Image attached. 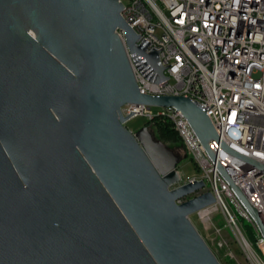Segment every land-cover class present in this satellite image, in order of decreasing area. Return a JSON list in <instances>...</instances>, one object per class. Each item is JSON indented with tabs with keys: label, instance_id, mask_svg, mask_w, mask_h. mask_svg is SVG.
<instances>
[{
	"label": "water",
	"instance_id": "water-1",
	"mask_svg": "<svg viewBox=\"0 0 264 264\" xmlns=\"http://www.w3.org/2000/svg\"><path fill=\"white\" fill-rule=\"evenodd\" d=\"M123 9L0 0V264H222L190 218L213 193L180 202L205 182L173 187L181 156L122 108L174 107L213 158L219 135L190 97L140 91L131 59L168 76Z\"/></svg>",
	"mask_w": 264,
	"mask_h": 264
},
{
	"label": "built area",
	"instance_id": "built-area-1",
	"mask_svg": "<svg viewBox=\"0 0 264 264\" xmlns=\"http://www.w3.org/2000/svg\"><path fill=\"white\" fill-rule=\"evenodd\" d=\"M120 1L123 17L139 35L137 45L158 50L168 76L151 81L131 59L140 91L198 103L219 135L209 141L215 157L174 107L154 112L152 106L128 103L123 113L172 121L200 171L188 180L179 171L181 180L173 187L205 182L179 201L211 191L215 201L193 214L216 247L232 264H264V0ZM118 32L125 42L124 31ZM219 211L222 226L215 220Z\"/></svg>",
	"mask_w": 264,
	"mask_h": 264
},
{
	"label": "rangeland",
	"instance_id": "rangeland-1",
	"mask_svg": "<svg viewBox=\"0 0 264 264\" xmlns=\"http://www.w3.org/2000/svg\"><path fill=\"white\" fill-rule=\"evenodd\" d=\"M125 2H127V0H124ZM152 109L154 112H157L159 110L162 109V107H159V106H152ZM149 123V119L148 117L146 116H143V115H136V116H133L132 118H130L127 122H126V125L132 129V130H138L139 128H141L142 126L144 125H147ZM163 127H166L168 129H171V124L170 123H164L163 122L161 123H156V124H153V126L151 127V129L155 132L156 135H158L157 137H159V133L158 130H159V127L162 126ZM163 137V140L166 139V143L170 144V148H172L177 154L181 155V159H180V162H179V165H178V169L179 171L181 172L183 178L185 180H188L189 178H192L193 176H196V175H199L200 174V171H199V168L195 162L194 159H192V157L190 155H185L183 156L182 154H184V146L181 142V140L179 139L178 136H174L173 140L171 138H167L166 136H162ZM160 138V137H159ZM191 218L192 220L194 221V223L196 224V226L199 228V230H201L203 236L207 237V239H209L211 245L214 247V249L216 250L218 256H219V259L221 261L222 264H232V262L226 257L225 255V250L224 249H218L215 245V243L212 241L211 239V236H209L208 234V231H206L203 227V225L199 222L198 220V217L196 214H192L191 215ZM215 220L217 222V224L219 226H222L225 224V219L222 215V212L219 211L218 213L215 214ZM247 234L252 237V234L250 232V230L247 229ZM239 249L236 248V252H238Z\"/></svg>",
	"mask_w": 264,
	"mask_h": 264
},
{
	"label": "trees",
	"instance_id": "trees-1",
	"mask_svg": "<svg viewBox=\"0 0 264 264\" xmlns=\"http://www.w3.org/2000/svg\"><path fill=\"white\" fill-rule=\"evenodd\" d=\"M162 123L163 122V124L164 123H170L171 124V129H168V128H166V127H163V125L162 126H160L159 127V130H158V132H160L159 133V137L163 140V135L164 136H166L167 138H171L172 140L174 139L173 137L174 136H178L179 137V139L181 140V142H182V144H183V146H184V143H183V141H182V138L180 137V135H179V133H178V131L176 130V128L174 127V125H173V123H172V121L170 120V119H168V118H166V117H157V118H155L153 121H149V123H148V125L149 126H153V124H156V123ZM155 133V132H154ZM156 135V134H155ZM156 136H158V135H156ZM165 141H166V139H164ZM163 140V141H164ZM168 146L170 147V144L168 143ZM185 147V146H184ZM184 154H182L183 156H187L188 154H187V152H186V150H185V148H184V152H183ZM181 156V155H180Z\"/></svg>",
	"mask_w": 264,
	"mask_h": 264
}]
</instances>
